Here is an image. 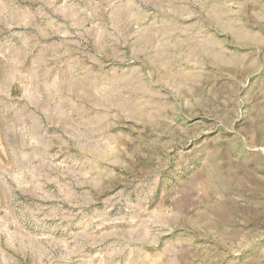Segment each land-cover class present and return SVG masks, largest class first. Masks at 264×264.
Here are the masks:
<instances>
[{"label": "rangeland", "instance_id": "obj_1", "mask_svg": "<svg viewBox=\"0 0 264 264\" xmlns=\"http://www.w3.org/2000/svg\"><path fill=\"white\" fill-rule=\"evenodd\" d=\"M0 264H264V0H0Z\"/></svg>", "mask_w": 264, "mask_h": 264}, {"label": "bare ground", "instance_id": "obj_2", "mask_svg": "<svg viewBox=\"0 0 264 264\" xmlns=\"http://www.w3.org/2000/svg\"><path fill=\"white\" fill-rule=\"evenodd\" d=\"M35 27V26H34Z\"/></svg>", "mask_w": 264, "mask_h": 264}]
</instances>
